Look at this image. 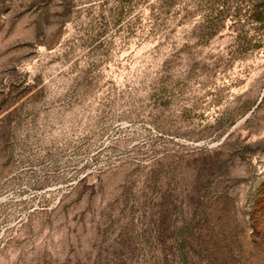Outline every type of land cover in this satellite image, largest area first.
Masks as SVG:
<instances>
[{"label":"rangeland","instance_id":"374dc122","mask_svg":"<svg viewBox=\"0 0 264 264\" xmlns=\"http://www.w3.org/2000/svg\"><path fill=\"white\" fill-rule=\"evenodd\" d=\"M0 264H264V0H0Z\"/></svg>","mask_w":264,"mask_h":264}]
</instances>
